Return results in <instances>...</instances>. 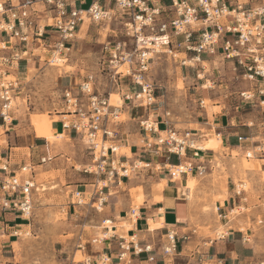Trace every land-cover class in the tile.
Returning <instances> with one entry per match:
<instances>
[{"label":"rangeland","instance_id":"1","mask_svg":"<svg viewBox=\"0 0 264 264\" xmlns=\"http://www.w3.org/2000/svg\"><path fill=\"white\" fill-rule=\"evenodd\" d=\"M90 2L91 0H87L84 8H87ZM1 4L8 5L4 1H0ZM36 9L40 17L38 25L41 28H46V24H53V14L49 8L36 4ZM2 24L3 20L0 16V32ZM48 29L54 32L52 27ZM122 32L123 26L117 21L91 24L87 20L80 28L76 39L66 46L70 49L69 51L56 53L55 44L58 38L54 32L52 43L50 41L40 43L34 50L33 59L29 63L19 60L17 55L9 56L7 63L3 62L2 56L0 57V73H2L0 113L1 92L4 89L2 84L5 86L7 83L13 84V87H10L12 104L9 114L11 119L8 120V124L0 119V147H7L10 139L14 147L11 152L16 157V162L17 159L20 161L27 158L26 165L31 164L35 167L33 177L37 189L32 195L34 210L29 218L30 226L23 228V231H19L17 235H12L16 229L2 231L0 228V264H67L74 259L75 262H84L88 258L83 248L87 247L90 241L102 239L105 234L104 228H111V224H103L104 220L100 218L104 210L97 211L95 209L97 205L92 207L90 200L85 198L86 205H77V200L73 197L76 188H68L70 183L66 182L65 176L68 172L77 178L83 175L94 177V175L84 173V170L92 165L89 145L81 136L70 133L69 130H66L65 134L55 135L53 125L60 120L72 119L58 117L64 115L62 113L66 110L64 92L68 89L76 91L89 76L93 77L94 88L99 94L107 97L111 95V104L114 106L122 104L123 91L134 89L129 82H124L123 86L120 85L118 88L108 77V71L104 66L103 44L112 41L114 34L124 40ZM178 40L181 41L182 38ZM12 42L13 46L18 47V39L14 38ZM182 53V51L176 52V58L168 54H160L150 62L148 77L157 86V104L151 110H146L145 106H130L129 108L124 106L118 123L114 125L119 133L117 141L130 133L133 135L131 138L142 140L140 133L144 132L140 127V121L147 118H150L151 122L156 120L169 122L172 127L181 132L194 130L192 122L198 118L200 111L210 110L211 104L226 103L231 99L234 105L243 107L247 113L260 112L252 101H243L240 95L243 92L257 94L255 84L244 78L243 74L236 71L232 64L224 61L220 56L213 58L205 55L202 61L206 63H201L204 70L196 64L194 68L189 67L190 65L185 67L182 65V60L186 56ZM198 74L203 75L202 79H198ZM200 100H204L205 109L200 107ZM134 118L136 120H133ZM7 129L10 133L5 131ZM16 130H19V134L20 131L26 132L28 137L34 135L44 140L43 151H40L41 148L36 151L39 157L36 161L32 159V152L28 148H16L21 138L15 135ZM13 133L15 134L12 135ZM213 138L197 147L218 150L217 137ZM151 141L155 142V140ZM112 144L120 146L119 156L128 155L132 158L130 151L116 141L108 142L107 146ZM213 144L216 147H213ZM255 144L259 146L255 149L257 153L251 150L242 155L244 168H248L257 160L256 154L264 153V140H256ZM248 153L253 155L252 158H247ZM0 154L6 156L5 153ZM45 157L51 160L46 164H41V159ZM248 161L251 163L248 164ZM176 162H178L176 157H172L171 163ZM142 166L144 165L140 167ZM218 166L219 171L213 172L211 176L208 175L207 170L203 176H198V179L191 176L189 178L188 185L192 183L193 188L196 186L194 192H197L196 194L193 192L190 199L200 205V215L203 220L198 226L199 236L208 242L216 240L224 236L227 230L237 223L241 226H255L257 230H261V239L264 242V225L259 224L262 218L261 215L253 213L252 201L242 200V203L238 204L237 208H232L226 213L227 215L218 209L228 195L226 174L220 163ZM156 170L160 173L159 167ZM141 173L143 172L138 171L130 175L129 179L133 181L140 177ZM20 174L18 171L17 176L20 177ZM236 186L238 191L250 190V185L245 181ZM91 191L92 187H89L88 194H91ZM131 192L133 194L142 193V189H133ZM141 202L140 195L135 199L133 208L138 209ZM247 202L248 207L246 208L244 205ZM0 213L3 216L6 213L16 215L12 212L0 211ZM228 222H231L230 226L224 227ZM16 223H20V220ZM129 228L126 227L124 232L126 233ZM111 235L112 232L109 236ZM10 240L16 242L13 247H4ZM94 245L101 246L99 243ZM261 254L264 255V249ZM258 264H264V260Z\"/></svg>","mask_w":264,"mask_h":264},{"label":"built area","instance_id":"2","mask_svg":"<svg viewBox=\"0 0 264 264\" xmlns=\"http://www.w3.org/2000/svg\"><path fill=\"white\" fill-rule=\"evenodd\" d=\"M36 4L49 8L53 14L51 27L58 38L55 49L59 54L70 50L66 46L76 39L87 20L91 24L117 21L123 26L124 40L114 34V39L102 46L104 66L110 80L118 88L124 82L134 87L123 91L122 104L114 106L111 104V95L107 97L99 94L94 88L92 76L82 82L76 91L68 89L64 92L66 110L63 114L72 119L62 120V129L81 136L89 145L92 165L84 173L94 175L95 182L91 185V194L86 195L94 202L92 207L97 205V211H101L106 203L104 192L111 184L121 186L130 175L147 167L144 164L140 167L138 161L121 163L118 160L119 147L116 144L107 146V143L118 139L119 133L114 125L118 123L124 106L143 105L146 110H151L157 104V86L148 77L150 62L156 56L168 54L176 58V52L182 51L186 56L182 60L183 66L194 68L196 64L203 70L201 60L205 55L220 56L254 83L260 95L264 94V0H91L87 8H84L87 0H26L16 7L0 5L3 19L1 32L11 35L22 44L30 42V32L35 31L43 36L45 27L41 28L35 20L38 13ZM179 38L182 40L179 41ZM1 59L4 63L9 62L6 56ZM198 79H202L199 74ZM10 87H13L12 83H7V86L2 84L0 119L5 124L11 119ZM240 95L243 101L255 98L251 92ZM200 107H205L204 100H200ZM140 127L145 134L155 135V142L149 140L147 149H152L156 155L164 154L168 160L177 158V165L166 168L170 178L192 174L203 176L207 172L204 163L198 165L192 159L182 161L189 153L192 158H200L202 152L190 131L181 132L169 122L162 121L160 124L151 122L150 118L141 120ZM246 140L243 136L238 137L239 143ZM252 156L247 154L248 159ZM50 160L42 158L41 164ZM7 169L8 164L0 168L5 173ZM21 171L33 175V165L24 166ZM0 190V211L12 212L24 218L30 226L29 218L34 210L32 195L37 191L34 180L22 179L11 173L0 180ZM75 198L77 205H86L82 192H76ZM138 211L136 208L130 211L131 220H137ZM107 223L111 221L104 222ZM259 224L264 225V219ZM111 229L106 228L103 238L93 242L101 244L112 238L113 235L109 236ZM168 241L164 252L171 254L177 248L173 232L168 233ZM120 249L127 252L129 247L120 244ZM144 251L149 252L150 247ZM124 256L125 253H121L118 260L122 261ZM108 262L109 259L104 258L102 264ZM67 264L76 263L72 261Z\"/></svg>","mask_w":264,"mask_h":264},{"label":"crops","instance_id":"3","mask_svg":"<svg viewBox=\"0 0 264 264\" xmlns=\"http://www.w3.org/2000/svg\"><path fill=\"white\" fill-rule=\"evenodd\" d=\"M0 1L8 3V6L16 7L26 0ZM35 20L37 24L40 22L38 13ZM51 26L46 24L43 36H39L35 31L30 32V42L28 44L19 42L18 47L13 46L12 40L14 38L11 35L0 32V44L2 45L0 57L17 55L19 60L29 63L33 59L34 50L40 43L48 41L52 43L54 32L52 29H48ZM46 46L51 47L50 45ZM251 101L260 112L252 111L247 113L243 110V107L234 105L233 99L226 103L211 104L210 110L200 111L198 118L192 122L195 128L190 132L199 145H204L214 139L213 137H217L218 150L205 148L202 149L200 158H192V154L189 153L187 158L182 161L192 159L198 165L204 163L209 171V176L213 172L219 171L218 165L220 163L227 177L228 195L221 202L222 204L218 209L226 214L232 208H237V205H240L242 200H250L252 201L253 213L261 215L260 217L263 219L264 153L259 152L256 154L257 160L254 163L248 161V164L251 163L248 168H244L242 162L244 153L251 150L255 152V149L259 148L255 141L264 140V94L260 95L257 92L255 98ZM58 117L71 118L68 115H60ZM133 120H136V118ZM61 121H57L53 125L55 135L65 134ZM157 122L162 124L160 121ZM202 129L206 131L204 132ZM5 131L10 133L8 129ZM14 132L16 134L13 133L12 135L15 134L21 137L19 146H16V148H28L32 152V159L36 161L39 158L36 155V151H38V148L43 151L44 140L34 135L28 137V134H25L26 132L20 131L19 134V130ZM140 135L142 140L131 138L133 135L130 133L116 141L129 150L132 156L130 158L128 155H118V160L121 163L132 164L138 161L140 166L143 164L147 165V169L140 171L143 173L135 180L126 179L121 186L111 184L108 190H105L106 203L100 211L104 210L100 218L104 220L103 224L106 220L111 221L113 237L104 240L100 247L95 246V243L90 241V244L83 248L88 259L84 262H75L74 259V262L76 264H102L103 259L106 258L109 259L106 264H258L261 260H264V255L261 254L264 249V242L261 239L262 231L257 230L255 226L247 227L234 223L224 236L210 242L199 236L198 226L203 222L200 215V205L190 199L196 186L191 190L187 187L190 176L195 178L198 176L192 174L183 175L177 179L170 178L166 173V168L169 165L175 166L178 162L171 163L172 157L168 160V157L164 154L156 155L152 149L146 148L147 142L154 140L155 135L145 133H140ZM239 136H243L247 140L239 143ZM10 141L9 139L7 147H0V153L6 154V156L0 154V168L4 164H8L6 173L0 170V180L11 173L17 175L19 171L22 179L32 178L35 182L33 175H26L21 171V168L27 166V158L20 161L17 159L16 162V157L11 152L14 149L13 143ZM157 167L160 168V173L157 172ZM65 177L67 179L66 182L70 183L68 188H76L73 194L74 199H76V192H82L85 197L88 194L89 187L95 182V178L88 175L77 178L68 172ZM244 181L250 185V190H243L239 194L236 185ZM138 188L142 189V193L135 192L133 194L131 192V190ZM196 193L194 192V194ZM140 195L142 202L138 208V218L133 221L130 219V211L134 209L135 199L139 198ZM85 198L94 203L91 199ZM244 206L247 208L248 202ZM1 215L0 213V218L3 216ZM17 219L20 220V223H16ZM230 224L231 222L225 223L224 227H228ZM153 226L155 228L152 229ZM27 227L29 226L25 219L17 215L6 213L3 219L0 220L2 231L16 229L19 232ZM126 227L130 228L125 233ZM106 228H104L105 232ZM169 232H173L176 235L177 248L171 254H166L164 249L168 246ZM15 243V241L10 240L4 247L12 248ZM120 244L128 246L129 250L127 252L121 250ZM135 247L137 248L136 250ZM146 247H150L149 252L144 251ZM121 253H125V256L122 261H119Z\"/></svg>","mask_w":264,"mask_h":264},{"label":"bare ground","instance_id":"4","mask_svg":"<svg viewBox=\"0 0 264 264\" xmlns=\"http://www.w3.org/2000/svg\"><path fill=\"white\" fill-rule=\"evenodd\" d=\"M55 55H56V54H55ZM176 56H177V55H176ZM58 60H59V59H58ZM54 61H55V60H54ZM201 61H202V60H201ZM60 62H62V61L60 60ZM201 63H205V61H202ZM205 66H206V65H205ZM200 76L203 77V75H200ZM118 103H120V102H118ZM142 106H143V105H142ZM214 144H216V143H214ZM214 144H213V147L215 146ZM217 146H218V145H217ZM215 147H216V146H215ZM118 151H119V150H118ZM187 187L191 190V189L193 188L192 183H189V185H188ZM108 222H109V220H108ZM107 224H111V223H107ZM153 228H155V226H153L152 229H153Z\"/></svg>","mask_w":264,"mask_h":264}]
</instances>
